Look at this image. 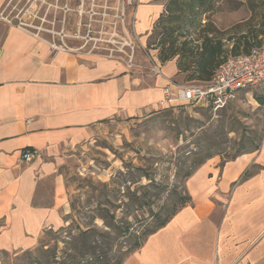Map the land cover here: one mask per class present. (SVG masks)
<instances>
[{
    "label": "crops",
    "instance_id": "crops-1",
    "mask_svg": "<svg viewBox=\"0 0 264 264\" xmlns=\"http://www.w3.org/2000/svg\"><path fill=\"white\" fill-rule=\"evenodd\" d=\"M167 3L138 0L134 28L141 38L167 13ZM201 9V26L213 22L226 42L229 26L222 23L228 14L221 0ZM0 51L2 264V251L31 247L46 229L62 227L67 194L59 168L65 154L105 124L160 108L163 87L181 73L175 59L162 62L157 50L151 62L159 63L162 75L78 48L55 50L2 18ZM24 148L36 151L30 160L21 158ZM219 162L212 157L193 172L187 180L190 202L121 264H264V146Z\"/></svg>",
    "mask_w": 264,
    "mask_h": 264
},
{
    "label": "rangeland",
    "instance_id": "rangeland-1",
    "mask_svg": "<svg viewBox=\"0 0 264 264\" xmlns=\"http://www.w3.org/2000/svg\"><path fill=\"white\" fill-rule=\"evenodd\" d=\"M126 1L6 0L0 7V18L59 48H78L124 61L126 53H130L127 42L131 39L134 51L130 68L148 72L152 53L158 49V54L159 49L169 46L167 41L163 46L159 41L166 38L165 29L171 23L164 18L145 40L134 28L137 3L129 5ZM221 3L222 11L227 9L228 14L226 24H222L229 26V31L234 30V22L248 14L239 29H245L247 24L264 28V0ZM192 33L173 32L174 47L179 48L185 38L194 45L198 32ZM226 43L230 49L232 43ZM175 81L201 82L187 80L186 73L175 77ZM242 145L247 150L264 146V84L239 91L215 112L201 105L158 107L143 117L105 124L86 142L70 149L59 168L67 194L63 227L46 229L31 247L1 252V262L29 264L36 257L44 261L45 255L38 251L30 254V259L22 256L16 261L27 249L41 246L54 251L57 258L63 257L65 264H83L91 258L84 255L88 250L80 244L88 241L106 245L110 262L119 258L123 261L136 249L135 242L142 243L146 231L177 209L179 199L189 195L187 180L193 173H187L197 161L213 152L210 158H218L221 165L241 151ZM112 215L118 226H127L128 230L113 231L109 227ZM74 242L79 247L70 252Z\"/></svg>",
    "mask_w": 264,
    "mask_h": 264
},
{
    "label": "trees",
    "instance_id": "trees-1",
    "mask_svg": "<svg viewBox=\"0 0 264 264\" xmlns=\"http://www.w3.org/2000/svg\"><path fill=\"white\" fill-rule=\"evenodd\" d=\"M212 1L214 0H168L166 6L167 13L161 14L157 18L153 26V28H157L159 26V23L163 21L164 18L168 20V23H171V26L165 29L166 38L163 37L159 41L162 46L164 45V42L167 41L169 43V46L167 48L159 49L157 57L162 62L175 57L179 73H186L187 80L196 79L200 80L201 82L210 80L218 66L227 58L228 53L230 55L248 53L252 48L257 47L261 44L262 39L257 38V35L261 34L262 36H264V28L257 29L255 28V25L246 23V28L241 30L239 28L241 24H243V22L236 23L233 25L234 30L226 31L228 33L226 42H231L232 46L230 49H228L227 47L225 48L224 45L227 43L224 41L222 43L220 40V35H224V32L221 33V31L213 24V22L210 21L201 26V8L210 7ZM261 23H263V21ZM262 27H264V24H262ZM195 29H198V31L195 32ZM192 31H194L195 34L198 32V36L193 39L195 41L194 45H191V43H193L192 40H188L185 38L180 43L181 46L179 48L174 47L175 39L173 38V32H178L180 33L179 35H186L190 34V32ZM149 45L152 46V48L157 49L156 46L153 45V43H149ZM254 149H258V147L256 146ZM254 149L247 150L242 145V150H239L231 158H234L235 156L243 152ZM212 154L214 153L212 152ZM212 154L211 152H208L203 159L197 161L195 163L194 169L205 162V159L210 158ZM194 169L189 171L187 173V176H190L193 173ZM152 181L153 180H151V182ZM189 202V195L179 199V206L177 207V209L183 207ZM177 209H173L163 219H159L155 227L153 229L147 230L146 234L148 235L157 230L159 227L163 226L176 212ZM109 227H111L113 231H120V229L128 230L127 226H118L116 224L114 215L111 216ZM81 233L83 234L84 232ZM85 233H87L86 230ZM105 243L108 245L109 239L106 238ZM83 244H80L82 245L83 249L88 250V252L84 255L91 258L90 261H87L83 264H121L122 262V259L120 258L114 262L109 261L106 245L102 246L101 244L92 243V241L84 242ZM140 244L136 241L135 247H139ZM71 245L72 246L70 252H73L74 250L76 251L77 247H79L77 246L76 242ZM42 248L43 247L38 246L34 250L27 249L23 252L22 255L16 257V261H18V259L20 258L23 259L22 256H26L25 258L30 259L29 255L38 251L39 253H43L45 255L44 259L46 260L42 261L39 257H36L32 261L30 260L31 262H29V264H51V262H55L57 264H65V260H63V257L57 258L54 251ZM2 253H6V251H2ZM14 264L20 263L16 262ZM71 264H80V262L74 261Z\"/></svg>",
    "mask_w": 264,
    "mask_h": 264
},
{
    "label": "built area",
    "instance_id": "built-area-1",
    "mask_svg": "<svg viewBox=\"0 0 264 264\" xmlns=\"http://www.w3.org/2000/svg\"><path fill=\"white\" fill-rule=\"evenodd\" d=\"M134 1L138 2V0H127L126 2L133 5ZM128 41L130 53H126L125 62L130 67L133 65L134 45L131 39ZM50 45L55 50L59 49L54 44ZM149 70L153 75H162L158 62H151ZM257 84H264V39L259 46L252 48L248 53L227 57L208 81L185 84L168 82L162 89L163 99L160 107L201 105L215 112L232 101L239 91ZM35 153V150L29 148H24L20 152L23 160H30Z\"/></svg>",
    "mask_w": 264,
    "mask_h": 264
}]
</instances>
